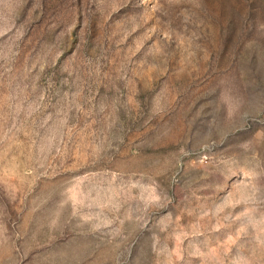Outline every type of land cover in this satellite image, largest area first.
Listing matches in <instances>:
<instances>
[{
    "label": "rangeland",
    "instance_id": "obj_1",
    "mask_svg": "<svg viewBox=\"0 0 264 264\" xmlns=\"http://www.w3.org/2000/svg\"><path fill=\"white\" fill-rule=\"evenodd\" d=\"M0 264H264V0H0Z\"/></svg>",
    "mask_w": 264,
    "mask_h": 264
}]
</instances>
